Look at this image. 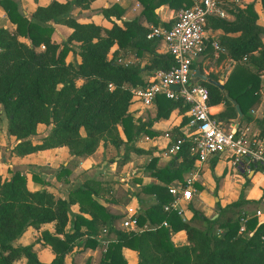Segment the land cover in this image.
Here are the masks:
<instances>
[{
  "label": "trees",
  "instance_id": "trees-1",
  "mask_svg": "<svg viewBox=\"0 0 264 264\" xmlns=\"http://www.w3.org/2000/svg\"><path fill=\"white\" fill-rule=\"evenodd\" d=\"M91 1L51 0L46 5H37L28 18L17 0H0L8 19L15 24L13 29L0 25V104L6 118V133L17 140L10 147V154L24 155L44 148L67 146L74 162L93 153L101 142L118 147L131 141L149 124V121L135 124L128 113L132 102L130 87L143 82L142 68L167 70L174 59L169 52L153 49V39L146 37L149 29L137 19H121L124 10L118 4L101 10L106 17L122 20V25L112 20L109 28L93 21H80L71 14L74 7H88ZM139 1L143 5L142 14L154 25H159L153 11L158 3L167 2L175 10L192 3L191 0ZM261 3L264 10V0ZM234 13V22L209 14L204 25L239 33L220 40L230 57L237 60L223 88L199 79V83L208 89L209 105L224 103L216 117L220 124V119L237 114L224 90L239 103L244 119H247L248 108L264 95L263 27L256 22L258 15L252 3L244 8L237 7ZM50 21L72 28L66 39L52 40ZM73 42L79 47L80 61L77 63L65 59ZM114 43L120 47L135 45L139 50L148 48L151 57L143 67L119 63L115 57H108ZM209 76L216 77L214 74ZM155 102L156 118L168 116L176 106L188 108L181 99L164 94H157ZM38 123H44L47 130L38 142H33ZM174 133L183 141L169 162L157 167V157H151L147 164L150 173L164 182L149 183L141 188L144 192L154 193L157 199L137 215L138 223L147 222V226L139 231L114 229L115 239L108 243L96 264H126L123 247L137 251L136 264H264V220L246 216L243 204L251 200L244 199L241 194L223 206L218 203L215 217L207 216L192 204L189 219H183L174 208L164 209V204L172 199L167 183L175 178L183 180L184 172L189 171L195 161L189 138L180 130L176 129ZM68 173L69 168L63 166L57 175ZM91 190L90 180H86L71 190L68 197H61L47 188L30 189L24 171L15 170L10 177L0 174V264H12L21 256L27 258L28 264H63L64 255L71 250L74 240L83 234L79 230L80 224L93 222L75 214V229L65 231L70 205L78 200L80 209L87 210L88 206L82 204L86 198L94 209H104L92 198ZM241 217H246L245 229L238 232ZM49 221H54V232L43 231L42 238L51 244L55 253L50 262L40 261L32 244L13 245V240L28 225L39 226ZM180 229L185 231L186 242L177 244L171 233Z\"/></svg>",
  "mask_w": 264,
  "mask_h": 264
},
{
  "label": "crops",
  "instance_id": "crops-1",
  "mask_svg": "<svg viewBox=\"0 0 264 264\" xmlns=\"http://www.w3.org/2000/svg\"><path fill=\"white\" fill-rule=\"evenodd\" d=\"M20 8L25 15L30 18L31 13L37 5H46L51 0H17ZM64 2L66 0H58ZM193 2V0H191ZM220 7L224 10V15L219 16L230 22L236 20L234 11L237 7L244 8L248 3L253 4L257 13L256 22L263 27L261 39L264 43V10L261 0H220ZM118 4L123 8L121 19H137L138 22L147 27L154 25L143 14V5L139 0H92L88 7H74L71 14L80 21H93L109 28L112 20L122 25L120 18L115 16L106 17L101 12L102 8L111 4ZM153 11L159 19V25L170 24L175 19L178 10L172 8L167 2H160ZM53 27L51 34L52 40L61 42L71 32L72 28L60 23L50 21ZM0 25L8 26L13 29L12 23L3 7L0 5ZM238 32H225L220 27H212L210 24L205 27L206 47L203 53L193 60L191 68L193 73L196 69L206 74H214L213 79L224 83L228 74L235 66L237 60L230 57L227 50L216 52L209 43L210 39H217L219 42L222 37H234ZM22 40L28 41L24 36ZM151 46L157 52H167L166 45L161 38H151ZM68 51L65 59L77 63L80 61L79 47L75 42ZM225 47V46H224ZM108 57L120 59L122 63L138 64L143 67L151 57V51L146 48L139 50L135 45L120 47L114 43ZM142 68L141 78L145 81L153 72ZM263 77V76H262ZM212 78V77H211ZM193 82H199L198 77H193ZM185 105V103H183ZM224 108V103L210 105L211 114L217 117V113ZM156 102L144 105L137 99H133L129 105L128 113L132 116L135 124L148 122L146 129H141L139 133L129 142H124L116 147L110 143L101 142L95 151L85 157L72 161L67 146H56L40 149L24 155H12L9 149L15 144L16 137L6 133V121L0 124V174L2 177H10L15 170L26 173L27 186L30 189L47 188L57 196L68 197L70 191L90 180L91 196L104 209H94L88 201L83 199L82 204L88 206L87 210H81L79 201L70 205L68 222L65 231L75 229V214H80L92 223H81L79 230L83 234L76 238L70 251L64 255L63 264H96L109 242L116 237L114 229L122 228L121 220L124 217L125 207L134 205L141 208L156 202L154 193H147L141 190L144 185L149 183H164L150 173L147 167L151 157H157L156 166L161 167L167 164L172 156L166 152L170 138L166 132L180 130L185 132L192 128L189 126L190 115L187 108L176 106L166 117H155ZM3 113L0 104V123H3ZM235 117V116H234ZM220 119L221 125L230 129L236 125L233 118ZM238 125H248L250 134H257L264 137V95H261L258 102L248 108L247 119L242 117ZM47 130L44 123H38L36 135L32 138L33 142H38L41 135ZM120 135L124 139L122 129L119 127ZM136 149H143L139 151ZM118 151V152H117ZM69 168V173L58 176L57 172L63 167ZM191 180L192 193L189 199L180 198L178 206L181 209L180 215L183 219H189L192 215L190 204L201 210L207 216L215 217L218 208L212 214L210 200H222V206L236 200L242 194L244 199L251 200L250 203L243 204L246 216H256L258 221H262L264 215V174L248 161L244 159V165L235 167L232 165L227 153H216L206 160L194 161L193 167L184 172L183 180L173 179L167 186L176 185L179 182ZM172 196V195H171ZM172 200V199H171ZM170 200V201H171ZM255 200V201H253ZM259 207L260 214H256L253 208ZM251 210V211H250ZM140 211V212H141ZM111 215V217H107ZM192 223H195L193 221ZM148 223L146 222L145 225ZM196 224V223H195ZM144 225V224H143ZM43 231L54 232V221L41 223L39 226L28 225L24 232L13 240V245L32 244V248L37 253L40 261L48 263L52 260L55 253L51 244L42 238ZM62 239L60 234L57 235ZM171 238L175 243L186 242V234L183 229L171 233ZM122 253L126 259V264H136L138 260L137 251L123 247ZM12 264H28L27 258L21 256L14 259Z\"/></svg>",
  "mask_w": 264,
  "mask_h": 264
},
{
  "label": "built area",
  "instance_id": "built-area-1",
  "mask_svg": "<svg viewBox=\"0 0 264 264\" xmlns=\"http://www.w3.org/2000/svg\"><path fill=\"white\" fill-rule=\"evenodd\" d=\"M220 2V0H193L191 5L178 9L175 21L169 27L163 25L149 27L146 37L161 38L174 62L169 69H156L145 81L130 87L132 100L137 99L144 105H149L153 103L157 94L181 99L183 103L188 104L187 111L190 115L188 124L192 128L186 130L184 134L190 140V152L195 155L196 161L206 160L213 154L225 152L233 166L244 165V159L247 158L264 174V137L250 134L248 125L236 124L230 129L224 128L211 114L207 87L192 80L191 64L203 53L207 43L204 27L207 16L224 15ZM209 43L216 52L226 49L217 39H210ZM245 58L246 54L243 55V59ZM116 61L122 63L120 59ZM122 64L127 65V63ZM172 85H177L178 88H172ZM173 134L174 131L165 134L170 138L166 149L169 154L178 150L183 141L182 137ZM168 191L172 195V200L164 204V209L174 208L180 214L179 199L191 197V180L169 185ZM140 211L141 208L138 206L127 205L121 220L122 228L139 231L146 227L147 225L138 223L137 215ZM256 214H260V210H256ZM245 219L246 217H241L238 232L245 229ZM163 223L166 224L165 221Z\"/></svg>",
  "mask_w": 264,
  "mask_h": 264
},
{
  "label": "water",
  "instance_id": "water-1",
  "mask_svg": "<svg viewBox=\"0 0 264 264\" xmlns=\"http://www.w3.org/2000/svg\"><path fill=\"white\" fill-rule=\"evenodd\" d=\"M193 77H198L199 79L210 81V82L216 84L218 87L223 88V82H221L220 80L208 77L206 74L199 72L198 69H196L195 72L193 73ZM172 88L177 89L178 86L177 85H172ZM224 94L231 101V103L234 105V107L236 109L237 114L233 118V122L238 124L239 120H240V118L242 117V114H243V112L241 110V107H240L239 103L234 98H231L229 96V94H228V92L226 90H224Z\"/></svg>",
  "mask_w": 264,
  "mask_h": 264
},
{
  "label": "rangeland",
  "instance_id": "rangeland-1",
  "mask_svg": "<svg viewBox=\"0 0 264 264\" xmlns=\"http://www.w3.org/2000/svg\"><path fill=\"white\" fill-rule=\"evenodd\" d=\"M2 118H3L4 121H3V123H0L1 125H3L4 122L6 121L5 116H3ZM117 152H118V151H117ZM243 188H245V184L242 186V194H241V195L244 197ZM244 198H245V197H244ZM208 203L212 206V207H211V212H210V213L213 214V213L216 211V209H217V204H218V203H223V201H222V200H221V201H220V200H216V201H214V200H210V201H208ZM247 203H250V202H247ZM249 208H253V210L256 211L257 208H259V207H255V206L252 207V206H251V207H249ZM250 211H251V210H250ZM195 223H199V222H198V221H195Z\"/></svg>",
  "mask_w": 264,
  "mask_h": 264
}]
</instances>
